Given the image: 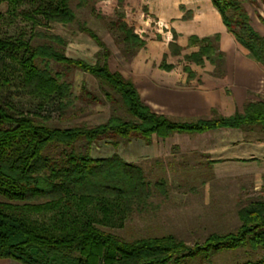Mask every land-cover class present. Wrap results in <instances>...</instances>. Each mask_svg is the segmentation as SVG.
Returning <instances> with one entry per match:
<instances>
[{
  "label": "trees",
  "instance_id": "1",
  "mask_svg": "<svg viewBox=\"0 0 264 264\" xmlns=\"http://www.w3.org/2000/svg\"><path fill=\"white\" fill-rule=\"evenodd\" d=\"M94 2L114 3L115 19L107 25L129 62L149 34L137 33L126 22V0H0V6L6 5V12L0 11L1 24H13L18 18L19 26L29 22L16 35L0 30V258L19 264H193L190 261L195 259L212 264L222 251L264 250V196L237 206L234 231L213 232L192 245L172 234L124 239L110 231L123 228L134 212L145 211L156 196H167L169 187L161 177L147 178L141 164L127 162L117 152L93 157L91 150L97 143L116 149L133 139L149 144L153 137L219 129L259 134L264 132V101H247L240 112L228 117L192 121L151 111L132 82L110 70V51L96 32L78 20L76 11L93 10ZM211 2L248 58L264 66V36L252 27L246 8L264 0ZM54 24L76 26L86 34L98 48L94 63L66 56L67 41L51 31ZM150 29H157L156 22ZM218 40L217 34L190 38L189 44L198 50L184 59L197 65L210 59L213 76H221ZM167 48L170 56L179 55L174 33ZM166 57L161 67L169 70L172 66ZM73 71L93 77L97 93L82 87L75 96L68 77ZM18 97L31 110L23 111ZM120 103L130 118L116 114ZM96 105L110 108L102 123L63 124L91 113ZM51 111L58 114V123L52 122ZM248 161L252 159L242 162ZM185 186L179 183L171 189L182 194ZM237 264H264V254Z\"/></svg>",
  "mask_w": 264,
  "mask_h": 264
},
{
  "label": "crops",
  "instance_id": "2",
  "mask_svg": "<svg viewBox=\"0 0 264 264\" xmlns=\"http://www.w3.org/2000/svg\"><path fill=\"white\" fill-rule=\"evenodd\" d=\"M252 7L253 14L247 10L251 25L264 36V23L259 20L264 19V4ZM125 9L126 22L145 31L149 39L122 68L109 67L132 82L151 111L177 121H192L214 115L228 117L240 112L247 101H264V66L248 58L247 51L226 30L211 0H128ZM151 22L157 24L153 32ZM173 33L180 52L172 57L167 44ZM216 34L218 52L222 54V73L218 77L213 76L215 66L210 59H204L200 65L184 59L198 50L196 45L189 44L190 38L203 39ZM164 54L166 63L172 66L169 70L161 67ZM201 136L208 141L205 147L198 144ZM253 145L240 130L219 129L202 134H172L165 139L153 137L149 144L133 139L127 143L126 156L120 153L122 145L116 149L123 160L135 163L140 159L158 160L173 152L194 158V152H199L212 162V172L207 177L214 178L216 170L231 162L246 165L242 161L246 160L248 147ZM254 147L264 150V141L256 140ZM0 264L19 263L0 258Z\"/></svg>",
  "mask_w": 264,
  "mask_h": 264
},
{
  "label": "rangeland",
  "instance_id": "3",
  "mask_svg": "<svg viewBox=\"0 0 264 264\" xmlns=\"http://www.w3.org/2000/svg\"><path fill=\"white\" fill-rule=\"evenodd\" d=\"M94 3L93 10L89 8L76 11L77 18L81 22H86L87 26L96 32L108 47L110 51L109 66L112 69L122 68L126 61L114 43L117 36L111 32L107 25L109 20L115 19V5L113 2ZM246 8L251 14L255 12L251 5L246 6ZM0 11L4 14L6 5L0 6ZM19 21H21L20 18L10 25L0 22V30L10 35H16L20 27L28 28L29 22H23L22 26H19ZM50 29L67 41L66 56L94 63L96 46L86 34L78 32L76 26L64 27L54 24L50 26ZM135 30L141 34L140 28L135 27ZM51 67L57 69L54 64H51ZM68 77L72 81V92L75 96L80 94L82 87L97 93L98 83L90 75L73 71L69 73ZM16 102L23 111L31 110L30 104L21 97L16 98ZM90 109L91 113L84 117L63 124L71 125L84 122L93 125L102 123L110 114V108L107 105L91 106ZM49 113L52 122L58 123V114L54 111ZM116 114L130 118L122 103L118 105ZM247 136L245 133V137L249 139L247 141L253 142L254 145L248 147L244 158L246 160L252 158V161H248L246 165L231 162L220 171L216 170L217 175L211 180L207 177L211 173V168L199 152H194V158L180 156L179 153L173 152L171 156H164L158 160H138L137 163L142 165L147 178L154 180L155 177H161L166 180L169 192L165 197L158 195L155 197L156 199H152L151 204L142 213L134 212L125 222L123 228L111 229L110 231L124 239L144 237L149 234H172L189 245L202 242L207 235L213 232L222 234L234 231L238 226L237 206L249 199L264 196V150L254 147L257 139L264 141V132L260 131L259 134L247 133ZM202 138L206 137L201 136L198 144L200 147H205L208 141ZM121 145L120 153L126 156L128 153L127 144ZM96 146L98 147L97 150L96 147L91 150L93 155L105 157L117 152V149L106 145L104 142H99ZM249 155L253 157L250 158ZM155 161H160V164H156ZM179 183L181 186L182 184L186 185L182 189L184 195H181L178 190L171 189L173 185ZM191 188L194 189V193L191 192ZM174 191L178 192L175 194ZM245 252V250L239 249L222 251L216 255L212 264H237L264 254V250L249 254ZM190 262L207 264L201 263L198 259Z\"/></svg>",
  "mask_w": 264,
  "mask_h": 264
}]
</instances>
